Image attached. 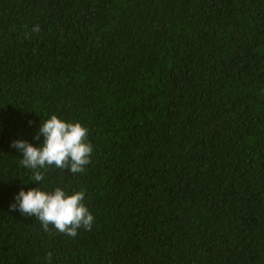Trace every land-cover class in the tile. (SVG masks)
I'll return each instance as SVG.
<instances>
[{
    "label": "trees",
    "instance_id": "16d2710c",
    "mask_svg": "<svg viewBox=\"0 0 264 264\" xmlns=\"http://www.w3.org/2000/svg\"><path fill=\"white\" fill-rule=\"evenodd\" d=\"M53 114L91 162L33 181ZM35 187L91 231L10 207ZM0 264H264V0H0Z\"/></svg>",
    "mask_w": 264,
    "mask_h": 264
},
{
    "label": "clouds",
    "instance_id": "9594fccd",
    "mask_svg": "<svg viewBox=\"0 0 264 264\" xmlns=\"http://www.w3.org/2000/svg\"><path fill=\"white\" fill-rule=\"evenodd\" d=\"M39 25L33 32H39ZM44 136V142L37 147L25 139L12 142V147L22 153L21 165L33 170V181H42L49 166L69 169L73 174L82 173L91 162L93 145L86 139L87 128L80 121H66L53 114L44 120L35 139ZM83 189L69 193L65 188L56 187L47 191L42 187L21 189L10 205L22 215L37 218L45 231L49 225L68 236L75 237L80 228L91 231L95 217L83 203ZM49 258L51 254L49 253Z\"/></svg>",
    "mask_w": 264,
    "mask_h": 264
}]
</instances>
